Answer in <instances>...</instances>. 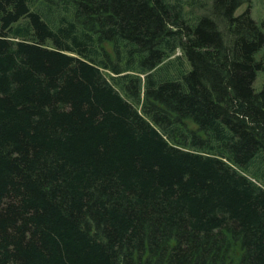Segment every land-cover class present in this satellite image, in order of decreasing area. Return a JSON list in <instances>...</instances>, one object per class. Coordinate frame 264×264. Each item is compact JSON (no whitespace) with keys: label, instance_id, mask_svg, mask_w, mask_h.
<instances>
[{"label":"trees","instance_id":"1","mask_svg":"<svg viewBox=\"0 0 264 264\" xmlns=\"http://www.w3.org/2000/svg\"><path fill=\"white\" fill-rule=\"evenodd\" d=\"M205 1L0 0V264H264V23Z\"/></svg>","mask_w":264,"mask_h":264},{"label":"rangeland","instance_id":"2","mask_svg":"<svg viewBox=\"0 0 264 264\" xmlns=\"http://www.w3.org/2000/svg\"><path fill=\"white\" fill-rule=\"evenodd\" d=\"M207 1V0H206ZM205 1V2H206ZM208 5V1L206 2ZM248 5V2H243L235 11V14L241 13ZM189 8V6H188ZM195 13L200 14L206 11L205 9H199L198 6L192 7ZM250 15L254 20L258 23H264V0H250ZM257 58L263 57V66L259 69L256 73V78L254 80V88L259 90L264 85V45L263 47L257 51L256 53Z\"/></svg>","mask_w":264,"mask_h":264}]
</instances>
